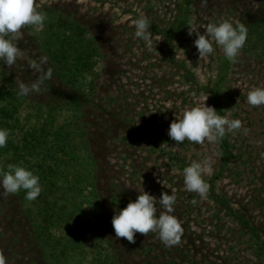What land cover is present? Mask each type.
Here are the masks:
<instances>
[{
	"label": "rangeland",
	"instance_id": "obj_1",
	"mask_svg": "<svg viewBox=\"0 0 264 264\" xmlns=\"http://www.w3.org/2000/svg\"><path fill=\"white\" fill-rule=\"evenodd\" d=\"M184 2L35 0L46 20L67 15L85 25L99 48L85 93L53 70L39 93L24 96V110L41 114L51 131L64 137L62 149L51 148L58 157L56 194L64 211L51 227L49 245L53 238H72L69 247L53 251L58 256L65 248L61 264H264V106L247 102L252 88L264 87V55L245 46L228 68L219 100L222 116L242 122L240 130L226 133L228 154L222 144L207 141L176 144L168 129L184 111L202 105L206 96L205 105L216 110L201 86L216 79L223 56L214 44L213 54L199 57L197 36L188 35V28L174 35L171 58L163 32L175 25ZM189 5L190 27L200 34L223 20L264 25V0H190ZM140 14L151 21L152 47L134 35ZM40 34L36 26H25L16 65L0 62V72L9 73L16 88L18 79L30 84L40 75L31 68L47 56ZM43 67L52 68L49 59ZM205 159L213 161V174L204 177L210 188L201 198L185 191L183 169ZM143 190L157 200L162 193L175 194L173 214L183 227L179 245L166 247L151 232L136 233L135 243L115 236L113 216ZM164 211L158 205L157 215ZM36 236L17 195H0V253L7 264H57Z\"/></svg>",
	"mask_w": 264,
	"mask_h": 264
},
{
	"label": "clouds",
	"instance_id": "obj_2",
	"mask_svg": "<svg viewBox=\"0 0 264 264\" xmlns=\"http://www.w3.org/2000/svg\"><path fill=\"white\" fill-rule=\"evenodd\" d=\"M46 13L35 6V0H0V62L8 68L16 65L21 49L17 41L19 34L25 26H36L37 30H43ZM151 21L146 15L140 14L134 21V35L152 47ZM196 34L194 45L199 57L213 54L215 44L219 46L226 59L235 63L243 49L247 37L248 28L243 23L233 24L231 21L209 23L200 34L197 27H189L188 35ZM160 40V39H159ZM48 63L47 56H42L38 63L31 68L40 73L37 80L26 84L23 80H17L18 94L29 96L39 93L46 81L52 79V68L44 69ZM202 105L192 107L184 111L178 121H173L168 129L169 137L181 144L185 140L204 144L205 141L213 144H222L226 133L240 130L242 122L239 119H229L221 116L211 106ZM247 102L253 107L264 106V87L252 88L247 94ZM169 109H171L169 107ZM154 112V111H153ZM9 131L0 128V148H4L8 142ZM213 174V161H193L183 169L185 191L197 193L201 198L207 196L210 185L205 176ZM0 195L16 194L24 190L25 199L34 201L42 191L40 177L32 170L23 166L9 164L7 170L0 168ZM196 203V201H193ZM175 194L162 193L157 200L143 190L137 198L130 200L126 207L120 209L113 216L111 223L117 238H126L129 243H135V234L140 233L147 236L150 232L157 233L160 241L166 247H172L181 243L183 227L179 219L173 214L175 211ZM158 205L165 211L158 212ZM0 264H7V259L0 253Z\"/></svg>",
	"mask_w": 264,
	"mask_h": 264
},
{
	"label": "trees",
	"instance_id": "obj_3",
	"mask_svg": "<svg viewBox=\"0 0 264 264\" xmlns=\"http://www.w3.org/2000/svg\"><path fill=\"white\" fill-rule=\"evenodd\" d=\"M189 3L190 0H186L179 6V15L175 25L169 31L163 32L170 48L171 58L174 54L171 51L174 35L190 27ZM247 28L248 37L244 47L247 46L246 49L249 50H259L261 55H264V25L253 24ZM39 39L54 73L70 88L85 93L87 76L93 72L97 63L96 56H98L99 49L96 39L87 27L70 16L59 15L45 21ZM230 65L231 61L223 54L216 79L210 84L201 86L221 116L223 112L219 100ZM185 74L192 78L193 74L190 70H187ZM25 107V97L18 94V88L12 76L5 71L0 72V128L7 129L10 133L6 146L0 148V168L6 171L9 164L23 166L40 177L42 191L34 201L25 199L24 190L15 195L31 216L36 237L42 244V248H49L48 254L55 257L57 264H61L60 256L63 255L65 248L59 251L58 256L54 255L53 251L56 247H69L72 238L68 236L53 238L54 244L49 245L52 239L51 227L61 221L60 216L64 211L56 194L59 191L61 175L56 163L58 157L54 156L51 148L62 149L64 137L55 131L52 132L49 122L42 119L41 114L25 111ZM32 118L34 120H31ZM222 146L228 154L226 139L222 142ZM38 205L39 208H36ZM73 213L74 210L71 209L68 218L71 219ZM76 225L77 220L71 224L73 228Z\"/></svg>",
	"mask_w": 264,
	"mask_h": 264
},
{
	"label": "built area",
	"instance_id": "obj_4",
	"mask_svg": "<svg viewBox=\"0 0 264 264\" xmlns=\"http://www.w3.org/2000/svg\"><path fill=\"white\" fill-rule=\"evenodd\" d=\"M94 220V218L92 217V221ZM89 243H90V241H89Z\"/></svg>",
	"mask_w": 264,
	"mask_h": 264
}]
</instances>
